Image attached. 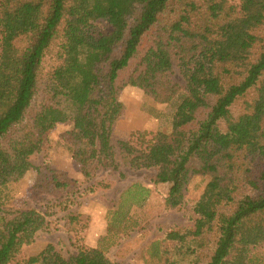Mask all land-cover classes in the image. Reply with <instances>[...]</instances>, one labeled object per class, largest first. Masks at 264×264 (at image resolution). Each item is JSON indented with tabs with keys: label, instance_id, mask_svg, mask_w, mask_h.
<instances>
[{
	"label": "trees",
	"instance_id": "obj_1",
	"mask_svg": "<svg viewBox=\"0 0 264 264\" xmlns=\"http://www.w3.org/2000/svg\"><path fill=\"white\" fill-rule=\"evenodd\" d=\"M127 86L173 109L170 130L146 149L114 136ZM66 122L62 142L82 181L29 161ZM99 168L120 178L157 169L167 208L209 178L192 225L152 244L160 264H264V251L252 252L264 244V0H1L0 264L48 226V211L67 212ZM32 169L30 197L43 210L1 207L2 190ZM25 264L114 263L98 247L65 258L47 244Z\"/></svg>",
	"mask_w": 264,
	"mask_h": 264
},
{
	"label": "rangeland",
	"instance_id": "obj_2",
	"mask_svg": "<svg viewBox=\"0 0 264 264\" xmlns=\"http://www.w3.org/2000/svg\"><path fill=\"white\" fill-rule=\"evenodd\" d=\"M230 1L239 4V0ZM96 27L105 29L104 24H97ZM50 64V57H47L43 67L46 69ZM173 71V80L183 86L175 63ZM120 100L124 105V113L116 123L115 138L128 140L146 149L159 132L170 130L173 113L170 105L156 103L131 86L122 90ZM71 127V122L57 125L50 132L45 148L29 158L31 165L37 167L49 163L64 170L69 177L82 181L80 171L61 138ZM123 171L125 176L120 178L118 171L97 169L96 177L83 183L74 195L75 204L67 212H61L56 207L48 211L52 212L46 218L48 226L37 233L32 243L22 247L13 264H25L47 244H53L65 258L98 247L114 264H160L157 257H153L152 244L173 227L192 225L195 216L191 211V202L207 190L209 178L205 176L192 180L184 192L182 204L167 208L164 206L167 186L153 183L157 169ZM34 176L35 171L32 169L21 181L2 190L1 207L10 212L43 210V204L35 203L30 197ZM97 180H103L102 184L96 187L94 193H89L88 189ZM66 213L76 216V220L72 223L64 218ZM11 217L7 215V219ZM113 227L122 228L121 233ZM261 251H264V244L252 252L256 254Z\"/></svg>",
	"mask_w": 264,
	"mask_h": 264
}]
</instances>
